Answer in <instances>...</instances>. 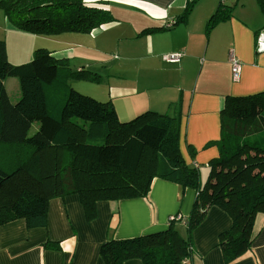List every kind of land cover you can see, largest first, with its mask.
Listing matches in <instances>:
<instances>
[{"label":"trees","instance_id":"16d2710c","mask_svg":"<svg viewBox=\"0 0 264 264\" xmlns=\"http://www.w3.org/2000/svg\"><path fill=\"white\" fill-rule=\"evenodd\" d=\"M258 3L264 15V0ZM0 10L18 30L34 35L88 33L112 20L105 6L84 0H0ZM230 15L220 0L207 29ZM8 76L19 80L16 101L4 87ZM98 79L87 69L72 70L43 48L35 49L30 61L11 64L0 39V153H9L14 164L0 165V222L24 218L30 226L43 225L48 199L73 193L90 220L97 201L144 197L151 180L160 177L196 191L187 236L181 237L170 221L162 231L106 240L99 249L105 264L133 258L142 264H187L190 234L210 206L232 221L219 235L224 261L247 250L254 218L264 213V91L225 96L220 136L211 142L219 154L209 161L201 184L198 168L180 155L178 118L146 110L121 121L110 101L82 94L70 83ZM34 121L38 129L28 134Z\"/></svg>","mask_w":264,"mask_h":264},{"label":"crops","instance_id":"0c3cea01","mask_svg":"<svg viewBox=\"0 0 264 264\" xmlns=\"http://www.w3.org/2000/svg\"><path fill=\"white\" fill-rule=\"evenodd\" d=\"M84 1L105 6L112 20L88 33L34 35L15 32L18 29L2 13L3 27L32 39L31 49L21 50L20 58L26 60L32 49L43 48L73 70L99 75L101 86L85 80L71 85L99 101H110L119 120L146 110L176 116L180 155L185 164L198 168L203 184L209 161L219 154L211 142L220 136L225 96L264 91V48H257L258 36L264 40V15L258 0H224L231 15L210 29L207 21L220 0ZM190 2L189 14L180 21ZM168 53L181 57L168 62ZM229 55L241 64L236 81ZM8 84L5 78V89ZM195 195L193 188L154 177L144 197L97 201L90 220L77 194L51 197L43 225L30 226L24 218L0 222V264H105L99 254L103 242L162 231L174 214L184 218L175 227L187 236L186 218ZM231 223L224 210L210 206L190 234L192 255L187 264H264V213L254 218L250 247L226 263L219 235ZM122 264L142 262L133 258Z\"/></svg>","mask_w":264,"mask_h":264},{"label":"rangeland","instance_id":"374dc122","mask_svg":"<svg viewBox=\"0 0 264 264\" xmlns=\"http://www.w3.org/2000/svg\"><path fill=\"white\" fill-rule=\"evenodd\" d=\"M18 31L19 30H16L15 32H18ZM19 32H21V31H19ZM0 39L5 42L6 57H7V60L9 63L14 64V65H18V64L25 63V62L31 60V57H32L31 55H33V51L36 48L32 49L31 54L27 56L26 60H25L26 56L24 58H20L22 56V55H20L21 54L20 51L21 50L22 51L23 50H26V51L30 50L31 46H32V45H30V43L32 42V39L29 37H23V36L19 35L18 33L13 34V33L5 32V29L3 27L2 11L1 10H0ZM74 70H76V69H74ZM6 78L11 81V84H8V86L6 85V89H7V90L5 89L6 93H7L8 97L11 99V101H16L20 95L19 80L17 77H14V76H8ZM75 81L79 82L80 80H75ZM85 82H87V85L91 84V86H93L92 84H96V85L98 84V86H101V80L100 79H98L96 81L85 80ZM85 82H83V84H86ZM80 93L88 95V92L85 93V92L81 91ZM38 125H39L38 122L34 121L31 124V127L28 131V134H33L38 129ZM4 154H8V155H4ZM4 154H3V152L0 153V165L2 167H7V165L9 166V162L7 161V160H9L14 167L13 161H12L9 153H4ZM5 170L9 172L10 169L6 168ZM176 229L178 230V227H176ZM180 235L183 238L186 237L183 234H180Z\"/></svg>","mask_w":264,"mask_h":264},{"label":"built area","instance_id":"2783aa9c","mask_svg":"<svg viewBox=\"0 0 264 264\" xmlns=\"http://www.w3.org/2000/svg\"><path fill=\"white\" fill-rule=\"evenodd\" d=\"M224 1V0H223ZM168 27L170 24L167 25ZM258 49H263L264 48V40H261V38L258 36ZM181 57V53H168L164 56V59L168 62H177L179 61ZM229 61H230V71H231V76L234 81L238 80L239 74H240V62L233 56L229 55ZM184 218L180 214H174L168 217V223L170 221H182Z\"/></svg>","mask_w":264,"mask_h":264}]
</instances>
